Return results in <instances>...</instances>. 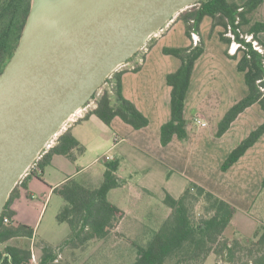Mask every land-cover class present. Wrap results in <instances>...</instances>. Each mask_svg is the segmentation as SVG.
Segmentation results:
<instances>
[{
    "label": "crops",
    "instance_id": "obj_1",
    "mask_svg": "<svg viewBox=\"0 0 264 264\" xmlns=\"http://www.w3.org/2000/svg\"><path fill=\"white\" fill-rule=\"evenodd\" d=\"M235 1L243 3L246 0ZM179 15L144 55L133 56L123 67L122 93L149 118V124L136 129L117 116L108 125L91 113L97 106L94 105L85 117L68 128L85 146V151L75 150V159L55 154L42 173L26 178L11 202L10 207L16 212L14 220L34 227L38 214L34 212L36 197L56 194L54 189L70 178L81 177L82 183L99 186L106 164L118 160L117 175L124 183L108 193L109 200L125 211L116 230L132 231L137 237L140 231H146L144 222L162 223L170 215L171 208L168 207L164 214L153 200L158 199L167 206L163 202L166 193L180 197L190 183L205 187L237 208L226 234L251 237L260 225H264V198L261 197L264 195V134L237 162L226 171L222 170L230 152L264 122V109L258 103L253 104L222 136L217 135L226 112L247 95L249 89L243 72L238 70L237 60L227 54L229 44L220 37L223 27L213 26V18L209 15L202 20L196 35L205 48L195 62L185 100L188 137L182 140L175 135L167 145L161 142V127L171 119L172 87L167 82V75L182 63L179 57L167 54L163 49L195 43ZM254 17L264 22V0ZM258 36L264 42V31ZM230 48L229 53L236 52L235 45ZM197 115L207 119L209 125L199 127L194 120ZM90 154L96 158L90 166H85L84 160ZM107 155L111 160L106 159ZM101 161L104 165L100 168L97 164ZM119 198L124 201L119 202ZM255 213L259 217H255ZM153 230L156 228L149 227L147 232ZM35 237L36 230L32 238L15 237L9 243L25 247L19 243L29 242L34 252ZM14 240L16 244H12Z\"/></svg>",
    "mask_w": 264,
    "mask_h": 264
},
{
    "label": "trees",
    "instance_id": "obj_2",
    "mask_svg": "<svg viewBox=\"0 0 264 264\" xmlns=\"http://www.w3.org/2000/svg\"><path fill=\"white\" fill-rule=\"evenodd\" d=\"M32 1L0 0V74L19 44ZM262 2L263 0H246L243 3L235 0H200L179 15L186 24L187 34L192 38L193 32L200 31L204 17L209 15L213 18V26L223 27L220 37L224 42L229 45L234 41L240 43L235 53L227 51V54L237 60L238 70L243 72L249 92L226 112L219 123L218 136H222L232 122L253 104L258 103L264 109V42L258 36L259 32L264 31V22L257 21L254 17ZM230 31L235 37L228 34ZM247 36L251 39L248 40ZM152 45L149 39L145 47L151 48ZM204 48V42L198 40V43L190 46L163 49L165 53L179 57L182 62L176 71L167 75V82L172 87L171 119L161 127L163 145H167L175 135L182 140L188 137L184 114L185 100L195 62ZM140 50L133 56L138 55ZM137 69L138 67L135 70ZM124 72V69L116 70L106 79L107 85L91 113L96 114L108 125L118 116L134 128L141 129L149 124V118L123 95ZM97 93L98 91L93 98H96ZM263 134L264 122L230 152L222 164V170L226 171L237 162ZM75 150L83 153L85 146L71 129H67L58 136L56 144L35 162L29 174L21 178L10 193L0 218V264H35L31 247H18L9 243L15 237L32 238L35 234L34 227L13 219L16 212L10 207L12 199L24 180L31 175L42 173L55 154L75 159ZM118 167V160L109 161L99 186L91 187L70 178L54 189V192L64 199L57 219L59 222L68 223L70 227L65 243L59 248H79L94 239H103L115 232L125 216V211L108 198L111 189L124 183L117 175ZM262 187L264 188V178ZM200 198L204 200L207 216L195 221L191 204ZM163 202L171 208V213L159 228L153 231L148 242L138 246L137 257L132 264H204L212 253L216 254L218 264L220 259L227 263H235L241 259V242L237 238L230 240L224 236L237 210L232 203L195 183H190L180 197L167 192ZM6 217L10 219L9 222L4 221ZM251 238L252 247L249 250L254 248L259 254L252 255L245 264H264V225H260ZM57 249L44 246L38 264H47L49 260H53Z\"/></svg>",
    "mask_w": 264,
    "mask_h": 264
},
{
    "label": "water",
    "instance_id": "obj_3",
    "mask_svg": "<svg viewBox=\"0 0 264 264\" xmlns=\"http://www.w3.org/2000/svg\"><path fill=\"white\" fill-rule=\"evenodd\" d=\"M200 0H33L0 74V218L10 193L106 79Z\"/></svg>",
    "mask_w": 264,
    "mask_h": 264
},
{
    "label": "rangeland",
    "instance_id": "obj_4",
    "mask_svg": "<svg viewBox=\"0 0 264 264\" xmlns=\"http://www.w3.org/2000/svg\"><path fill=\"white\" fill-rule=\"evenodd\" d=\"M171 26L172 22H169L164 27L163 31L158 32V34L156 35H153L151 38V43H155L160 35L166 32ZM248 37L249 39H251L250 36H247V38ZM230 46L231 45H229L228 48L229 50L231 49ZM147 50L148 46L142 48L140 50V55H144ZM102 87H104V85ZM87 157L88 158L84 160L85 162L83 164L85 166H90L96 157L94 154H90ZM97 165L101 168L104 164L101 161L98 162ZM77 180L82 182L81 177H79ZM261 197L264 198V195ZM114 198L115 197L111 195V199L114 200ZM123 201V198H119V202ZM153 201L155 202V205H160V209L163 210L165 214V212L168 210V206H163L158 199H155ZM34 202L37 205V207L34 209V212H38V214L36 215V221L33 224L36 230V243L34 252L36 255L37 264L42 258L44 245L53 249L58 248L55 251L54 259L49 260L47 264H132L137 257L138 246L146 244L153 235V232L149 231L148 233L147 229H149V227L158 229V227L162 224L156 222H144L142 225L144 226L146 231H140L137 237L133 235L132 231H124L122 228H120V231L115 230V232H113L106 238L94 239L87 245L79 248H72L70 246L59 248L65 243L70 233V227L68 223L59 222L57 219V214L64 204V199L52 192L49 193L48 197L39 195V197H36L34 199ZM204 207L205 203L202 198L192 202L191 210L195 221H199L202 217L207 216ZM254 215L255 217H259L258 213H255ZM224 236L228 237L230 240L237 238L241 242L243 248L239 253V256L241 257L239 261L235 263H227L223 259H220L219 264H245L247 263L248 259L252 258V255L256 256L259 254L257 250H254V248H252L253 250L251 251L249 250L250 247H252V236L250 238H247V236H242L241 234L231 236L226 233L224 234ZM16 243V240L12 242V244ZM19 244L22 246L31 247L29 242ZM217 261L218 258L216 254L212 253L208 256L204 264H218Z\"/></svg>",
    "mask_w": 264,
    "mask_h": 264
},
{
    "label": "built area",
    "instance_id": "obj_5",
    "mask_svg": "<svg viewBox=\"0 0 264 264\" xmlns=\"http://www.w3.org/2000/svg\"><path fill=\"white\" fill-rule=\"evenodd\" d=\"M164 29V28H163ZM163 29H161V30H163ZM230 36H232V37H235L234 36V34L230 31L229 33H228ZM154 35H156V34H154ZM196 35H197V33L196 32H193V38H194V41H195V43H197L198 42V38H196ZM152 38V37H151ZM150 38V39H151ZM251 38V37H250ZM248 40H250L249 39V37H248ZM232 45H235V50H237L238 49V47L240 46V43H237L236 41H234L233 43H232ZM145 47V46H144ZM143 47V48H144ZM258 47V46H257ZM259 48V47H258ZM142 49V48H141ZM126 65V63L125 64H123V65H121L117 70H121V69H123V67ZM135 67H133V69H134ZM104 87L107 85V82H104ZM102 85V86H103ZM100 87V89L98 90V93H97V96H96V98H93L89 103H87L85 106H83L82 108H80L75 114H73L72 116H71V118L65 123V125H64V131L65 130H67L68 128H69V126L70 125H72V123H75L76 121H78L79 119H81V118H83V117H85L86 116V114L91 110V108L94 106V105H96L97 104V99H98V97L103 93V90H104V87ZM195 123L199 126V127H207L208 125H209V121L207 120V119H205L203 116H201V115H197L196 117H195ZM56 141H57V138H54V139H52L47 145H46V147L42 150V152L40 153V155L37 157V159L33 162V164L30 166V168L26 171V173L24 174V176L22 177V179L23 178H25L28 174H29V172H30V169H31V167H33L34 165H35V162L37 161V160H39V159H41L49 150H50V148H52L55 144H56ZM106 159L107 160H111V157L110 156H106ZM4 221L5 222H9L10 221V219L8 218V217H6L5 219H4ZM33 260H34V263L35 264H37L36 263V255L34 254V252H33Z\"/></svg>",
    "mask_w": 264,
    "mask_h": 264
}]
</instances>
